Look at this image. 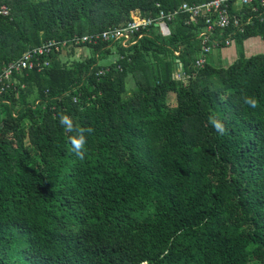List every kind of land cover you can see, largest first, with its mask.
Listing matches in <instances>:
<instances>
[{"label": "trees", "instance_id": "16d2710c", "mask_svg": "<svg viewBox=\"0 0 264 264\" xmlns=\"http://www.w3.org/2000/svg\"><path fill=\"white\" fill-rule=\"evenodd\" d=\"M209 1L0 0V75L28 52L32 64L0 92V264H264V51L240 48L264 40V7L233 0L252 19L216 29L206 54L205 17L189 12L166 35L75 42ZM62 115L92 129L82 160Z\"/></svg>", "mask_w": 264, "mask_h": 264}, {"label": "built area", "instance_id": "2783aa9c", "mask_svg": "<svg viewBox=\"0 0 264 264\" xmlns=\"http://www.w3.org/2000/svg\"><path fill=\"white\" fill-rule=\"evenodd\" d=\"M255 1L264 7V0H237L235 5L238 8H243L247 5L254 4ZM233 0H211L204 4H199L195 6H190L184 4L179 7L177 10H174L170 13L161 12L158 19L154 18H140L138 16H133L132 21L127 25L117 27L115 29H109L99 34H93L81 37L80 39H75L76 43L87 42V43H96L97 41H123L124 45H127L134 36L151 27L153 24L161 27V31L164 35L169 33V29L166 26L167 21H171L175 16L180 13H190L192 20H196L197 17L203 16L206 21V30L200 33L202 36V50L206 54L209 52L211 46H218L222 42V39L218 37H211V35L216 31V29L226 30L228 28H234L236 31L243 32L244 27L248 24L252 17H248L247 12H244L242 15H232ZM259 6H253L254 12L259 11ZM9 9L5 6L0 7V15L7 16L9 15ZM167 20V21H166ZM163 27L168 29V33L163 30ZM142 35L139 36V38ZM232 40L230 37L225 38V43L230 44ZM56 46L54 42H50L48 45L35 50L34 52L46 53L49 52V49ZM176 54H179L176 51ZM31 54L26 53L19 61L12 63L8 68H5L3 73L0 75V92L5 88H9V82L14 72H19L25 68L32 67L30 62ZM205 57L202 55L196 61L198 66H203L205 62ZM177 79L184 78V74L177 73Z\"/></svg>", "mask_w": 264, "mask_h": 264}, {"label": "clouds", "instance_id": "9594fccd", "mask_svg": "<svg viewBox=\"0 0 264 264\" xmlns=\"http://www.w3.org/2000/svg\"><path fill=\"white\" fill-rule=\"evenodd\" d=\"M244 103L247 104L251 108L258 107V101L254 97H245ZM209 123L215 129V131L220 134L224 135L227 131L223 122H221L216 117L212 116L209 117ZM60 124L65 128L66 131L72 132L75 131V135L69 138L71 144V150L75 153L78 159L85 158V145H86V136L85 133H90L92 131L91 128H75L71 118L67 115H62L60 117Z\"/></svg>", "mask_w": 264, "mask_h": 264}, {"label": "crops", "instance_id": "0c3cea01", "mask_svg": "<svg viewBox=\"0 0 264 264\" xmlns=\"http://www.w3.org/2000/svg\"><path fill=\"white\" fill-rule=\"evenodd\" d=\"M241 48L243 49L246 55H252L258 52H262L264 51V40L260 37L248 38L243 42ZM84 53L86 54V50L80 48L78 54H84ZM237 56H238V46L236 43L229 45L227 48L224 49V51H222V57L226 59L228 58L232 60Z\"/></svg>", "mask_w": 264, "mask_h": 264}, {"label": "rangeland", "instance_id": "374dc122", "mask_svg": "<svg viewBox=\"0 0 264 264\" xmlns=\"http://www.w3.org/2000/svg\"><path fill=\"white\" fill-rule=\"evenodd\" d=\"M163 30L164 31H166L167 33H168V29L166 28V27H163ZM239 46V45H238ZM241 48V47H240ZM242 49V48H241ZM79 50H80V48H76V49H74V51H75V58L76 57H79V56H81V55H83V54H78L79 53ZM243 50V49H242ZM69 52V48L68 49H65L63 52H62V56H67V54H69L68 53ZM86 53H88L89 54V50H87V48H86ZM218 53L217 52H213L211 55H210V59H212L213 61H215V62H218L216 59H215V56L217 55ZM78 55V56H77ZM113 59H115L116 60V58H110V60H113ZM224 62L226 63V61L224 60ZM170 105H172V106H175L176 105V102H175V99H174V96H171L170 97Z\"/></svg>", "mask_w": 264, "mask_h": 264}]
</instances>
